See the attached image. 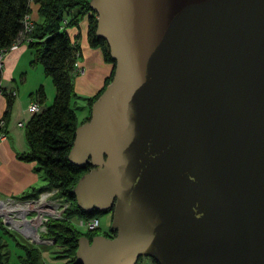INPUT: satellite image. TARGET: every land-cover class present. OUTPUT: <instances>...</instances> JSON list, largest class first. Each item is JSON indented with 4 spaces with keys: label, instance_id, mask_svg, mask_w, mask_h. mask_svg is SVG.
Masks as SVG:
<instances>
[{
    "label": "water",
    "instance_id": "water-1",
    "mask_svg": "<svg viewBox=\"0 0 264 264\" xmlns=\"http://www.w3.org/2000/svg\"><path fill=\"white\" fill-rule=\"evenodd\" d=\"M111 82L69 153L112 212L77 264H264V0H90Z\"/></svg>",
    "mask_w": 264,
    "mask_h": 264
},
{
    "label": "trees",
    "instance_id": "trees-1",
    "mask_svg": "<svg viewBox=\"0 0 264 264\" xmlns=\"http://www.w3.org/2000/svg\"><path fill=\"white\" fill-rule=\"evenodd\" d=\"M34 2L38 5L40 21L32 22L31 30L27 31L25 20L32 11L31 0H0V55L8 53L16 42L27 43L34 55L33 63L42 65L45 75L52 79L56 90L52 104L42 107L41 111L34 113L25 124L28 148L17 154L19 160L36 163L35 170L43 173L47 184L23 194L22 197L36 196L44 189L57 187L60 194L71 202L66 219L50 221L48 233L55 238L56 243L63 246L62 257L70 258L68 264H77L75 257L79 238L83 235L92 238L96 234L94 231L82 232L67 218L92 217L102 212L83 210L77 204L73 192L78 180L90 171L93 165L87 162L85 166H79L69 158L75 131L79 125L73 100L77 97L74 78L77 74L75 62L80 57V46L73 43L67 29L79 26L87 16L89 44L94 48H101L105 61L113 64V71L106 79L105 86L96 95L87 99L90 109L112 80L115 65L106 41L97 35V15L91 8L90 0H34ZM2 63L0 61V90ZM13 92L4 91L7 105L2 118L6 123L9 121L14 102ZM38 97L42 104L45 100L42 87L38 90ZM88 119L89 117L84 121ZM0 231L14 236L1 223ZM17 244L23 251L19 255L20 264H41V252L38 247L27 243ZM6 245L0 235V264H13Z\"/></svg>",
    "mask_w": 264,
    "mask_h": 264
},
{
    "label": "crops",
    "instance_id": "crops-1",
    "mask_svg": "<svg viewBox=\"0 0 264 264\" xmlns=\"http://www.w3.org/2000/svg\"><path fill=\"white\" fill-rule=\"evenodd\" d=\"M31 9L30 20L40 21L38 5L34 0H31ZM88 26L86 16L79 26L67 29L73 43L80 46V66L84 69L74 78L77 97L73 100V106L82 109V116L77 114L79 124L90 117L91 109L87 99L96 95L105 86L106 79L113 71V64L105 61L102 49L94 48L89 44ZM33 58V52L27 43H22L17 49L9 51L3 57L0 118L3 117L7 105L4 91H14L15 94L7 125V139L0 140V197L20 196L43 187L44 183L47 184L43 173L35 170L36 163L25 162L17 158L19 152L28 148L25 129L19 127L17 123L23 121L26 124L30 120L33 114L28 110V106L32 101H39L38 90L41 87L45 92L42 107L50 106L56 94L52 79L44 74L40 63H33ZM137 264L156 263L149 257H145L140 258Z\"/></svg>",
    "mask_w": 264,
    "mask_h": 264
},
{
    "label": "built area",
    "instance_id": "built-area-1",
    "mask_svg": "<svg viewBox=\"0 0 264 264\" xmlns=\"http://www.w3.org/2000/svg\"><path fill=\"white\" fill-rule=\"evenodd\" d=\"M66 23V21H65ZM25 26L27 31L31 30L32 21L30 17L26 18ZM20 42L11 46V50L17 49ZM3 55H0V61L3 62ZM78 63H75V66ZM15 94V92H13ZM42 105L38 101L32 102L28 110L34 114L41 111ZM19 126L25 127L23 121H19ZM8 126L3 118H0V140L7 139ZM71 202L60 194L57 187H51L39 192L32 197L7 196L0 197V223L11 231L22 234L26 239L32 242H53L54 239L41 238L42 233L48 232L50 221L66 219V212L70 208ZM78 224L86 231H95L100 227L98 216L79 217ZM74 224V221H71ZM75 225V224H74Z\"/></svg>",
    "mask_w": 264,
    "mask_h": 264
},
{
    "label": "rangeland",
    "instance_id": "rangeland-1",
    "mask_svg": "<svg viewBox=\"0 0 264 264\" xmlns=\"http://www.w3.org/2000/svg\"><path fill=\"white\" fill-rule=\"evenodd\" d=\"M22 43H25V42L22 41L21 43H19L18 46H20ZM76 62L78 63L75 66L76 73L78 74V73L83 72L84 69L80 66V57H79V59H77ZM32 102H34V101H32ZM73 104H74V102H73ZM75 108H76L77 114L79 116H82V109L80 107H76V106H75ZM6 124L8 125V122ZM17 125L19 126V122L17 123ZM19 127H21V126H19ZM45 185H46V183H44L43 186H45ZM7 196H11V195H7ZM7 196H2V197H7ZM16 197H22V195L16 196ZM97 216L100 219V227L97 230H95L94 233L95 234H104V235L105 234H111L112 233V230H111L112 212L101 213V214H98ZM67 220L69 222H71L73 220L74 224H75L74 226L76 228H78L79 230H81L82 232H91V231H86V229L84 227H82L78 224V221H76L77 217H75V218L69 217V218H67ZM47 226H48V224H47ZM7 230H9V229H7ZM9 231L12 232L14 236L4 234L1 231H0V235L2 236L3 242L7 244L6 249L9 251V253L11 255V260H10L11 263L20 264L19 255H21L23 253V251L20 248V246H18V244H17V242H19V243H27L30 246L34 245V246L38 247V249L41 252V264H68L70 258L69 257L68 258L62 257L64 255L63 246H61L59 243H56L55 238H53L48 232L42 233L40 237L41 238H47V239L53 238L54 239L53 242L46 241V242H41V243L37 242L36 243V242H32L31 239H26L22 234H20L16 231H11V230H9ZM48 231H49V227H48ZM142 258H145V257H142Z\"/></svg>",
    "mask_w": 264,
    "mask_h": 264
},
{
    "label": "flooded vegetation",
    "instance_id": "flooded-vegetation-1",
    "mask_svg": "<svg viewBox=\"0 0 264 264\" xmlns=\"http://www.w3.org/2000/svg\"><path fill=\"white\" fill-rule=\"evenodd\" d=\"M114 234V232H112L111 234H108L107 236H112Z\"/></svg>",
    "mask_w": 264,
    "mask_h": 264
}]
</instances>
